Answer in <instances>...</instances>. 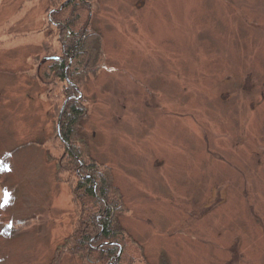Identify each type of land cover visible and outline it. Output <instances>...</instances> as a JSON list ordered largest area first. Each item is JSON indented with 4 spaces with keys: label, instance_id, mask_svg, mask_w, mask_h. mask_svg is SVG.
<instances>
[{
    "label": "rangeland",
    "instance_id": "rangeland-1",
    "mask_svg": "<svg viewBox=\"0 0 264 264\" xmlns=\"http://www.w3.org/2000/svg\"><path fill=\"white\" fill-rule=\"evenodd\" d=\"M58 5L0 0V264H48L78 221L82 165L65 172L58 85L37 80L63 51ZM91 13L100 55L71 97L128 209L121 227L149 264H264V0H94Z\"/></svg>",
    "mask_w": 264,
    "mask_h": 264
},
{
    "label": "trees",
    "instance_id": "trees-1",
    "mask_svg": "<svg viewBox=\"0 0 264 264\" xmlns=\"http://www.w3.org/2000/svg\"><path fill=\"white\" fill-rule=\"evenodd\" d=\"M93 1L59 0V9L50 12L54 25L49 27L52 31L58 30V41L62 44L59 49L63 51L60 59L45 61L43 72L37 75L39 82L43 83L45 75L51 80L47 84L58 85L56 93L50 90L47 93L48 97L54 98V118L57 119L61 106L68 99L59 132L66 144L62 143L65 148L63 158L67 159L65 172L82 165L80 176L71 173L73 193L81 200L77 209L78 221L70 236L56 248L48 264H60L65 256L76 258L81 264H149L143 248L119 224L121 213L128 209L115 185L112 169L90 156L82 127L88 111L82 98L76 101L71 97L77 94L74 86L79 90V85L85 83L88 73L92 72L90 65L95 68L100 55L101 35L92 26ZM68 56H72V61L67 67ZM55 174L59 179L61 172L56 169Z\"/></svg>",
    "mask_w": 264,
    "mask_h": 264
},
{
    "label": "water",
    "instance_id": "water-1",
    "mask_svg": "<svg viewBox=\"0 0 264 264\" xmlns=\"http://www.w3.org/2000/svg\"><path fill=\"white\" fill-rule=\"evenodd\" d=\"M58 58L57 57H51V58H45L44 61H50V60H57ZM74 90L78 92V89L76 86H74ZM79 99H81V95L79 94L77 97H76V101H78ZM68 102V99L63 103V105L61 106L60 108V111H59V114H58V117H57V122H56V132H57V135L59 136V128H60V125H61V118H62V113H63V110L65 108V105L66 103ZM59 140L64 144L65 142H63L62 138L59 136Z\"/></svg>",
    "mask_w": 264,
    "mask_h": 264
},
{
    "label": "flooded vegetation",
    "instance_id": "flooded-vegetation-1",
    "mask_svg": "<svg viewBox=\"0 0 264 264\" xmlns=\"http://www.w3.org/2000/svg\"><path fill=\"white\" fill-rule=\"evenodd\" d=\"M64 54H66V53L64 52ZM71 57H72V56H71ZM71 57L68 56L69 59H70ZM59 59H60V57H59ZM68 66H70V65H68ZM68 66H67V67H68ZM65 70H67V68H66ZM232 250L235 252V249L232 248ZM230 264H231V263H230Z\"/></svg>",
    "mask_w": 264,
    "mask_h": 264
}]
</instances>
